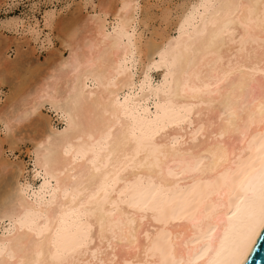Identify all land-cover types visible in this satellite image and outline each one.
<instances>
[{"label":"bare ground","instance_id":"obj_1","mask_svg":"<svg viewBox=\"0 0 264 264\" xmlns=\"http://www.w3.org/2000/svg\"><path fill=\"white\" fill-rule=\"evenodd\" d=\"M164 1L75 2L43 15L45 33L37 20L13 24L32 53V39L44 47L54 36L59 56H44L41 88V62L0 59V86L13 78L0 155L5 142L32 147L28 176L23 161L0 156V264L247 256L264 220V0L154 10ZM86 4L93 13H81Z\"/></svg>","mask_w":264,"mask_h":264},{"label":"rangeland","instance_id":"obj_2","mask_svg":"<svg viewBox=\"0 0 264 264\" xmlns=\"http://www.w3.org/2000/svg\"><path fill=\"white\" fill-rule=\"evenodd\" d=\"M84 1H87V0H0V34H1V36H0L1 40L0 41L2 42V44L3 43H8L9 44V47H7V48L5 47V46H7L6 44L3 45L4 47H2V44L0 45L3 48V51H4L3 52L4 54L0 52L1 53L0 54V59L2 58V59H5L6 61L13 59L12 61H14V60L16 61V59L20 58V60L19 59L17 60V62L18 61L20 62L19 66H21L22 63L24 62V65H22V66H25V67L34 65L35 61H36V63H40L41 62L40 63L41 65L39 64V66L41 68L39 70V74L41 75V70H42V75L43 76L40 77V75H36L35 77H33V80H35V82H38V84H40L39 87L41 88L43 86L42 85L43 83H46L47 80L50 81L49 80L50 77H48V75H47V72L49 73V70L47 69V67H49V63L48 62L47 63L44 62L46 60L48 61V59L47 58L45 59V57L47 56V53L49 55L50 53H53V52H55V55L51 54L52 56H54V57H58L59 56L58 55L59 52L57 54L58 56L56 55V52H57L56 48L59 46L58 45V41L53 36V38H52L53 43L52 44L47 45L46 41H44V43H43L44 47H41L40 44H38L39 39L35 40V41L32 39L30 41V44L31 45H33L34 43L36 44L35 45V50L32 53L30 46L27 45L26 43L24 44L25 39L24 38H19V37H22V36H29V35H27L25 33H21L19 29L15 30V28H12L13 24L18 22V21H22L24 24H27V23H31L32 24V23H34L35 20H37V22L39 24V27L45 33L48 30L47 26H45L43 24L44 23L43 15L46 14V12H48L50 10H53L55 12V16H56L55 18H58V17H60L62 15L68 14L72 10L75 2L83 3ZM91 1H93V0H91ZM94 1H97V0H94ZM176 1H181V0H171V2H176ZM167 3L169 4V2L167 0H165L162 4H159L161 6L155 8L154 10H158L161 7H164ZM170 4L172 5V3H170ZM94 10L95 9H92L89 4H86V7L82 10L81 13L82 14L93 13ZM17 28H19V24H17ZM51 33L53 34V32H51ZM40 39H43V35L42 34L40 36ZM17 43L18 44L19 43L20 44L23 43V44H21V47H19L20 50L18 48H16V44ZM1 47H0V50H2ZM15 48L17 49V53L18 54H19L18 51H22L23 50L22 51L23 53L22 52H20V53H22V55L23 54L24 55L22 56L21 54H19L17 56V53H15ZM50 48H52V49L54 48L56 51H53L54 49L51 50ZM4 49H6V50H4ZM61 51H62L63 56L67 55V50L66 49L65 50H61ZM47 57H49V56H47ZM43 59H44V61H43ZM21 61H22V63H21ZM28 63L31 64V65H28ZM46 64H48V66H46ZM42 66L46 67V68H44V71L42 69L43 68ZM45 70H46V73H44ZM150 73H151V83L153 85H156V83L158 82V79H159V72L155 71L154 69H151ZM44 75L46 76V78H44L45 82H44V80L41 79L42 80L41 81L39 79V78L45 77ZM4 76H5L4 78H5L6 82L2 83L3 85L0 86V106H1L0 109L3 108L2 106L5 104L4 103L5 95L8 93V91H10L9 87L11 86L10 85L11 84V80L13 79L11 77V75L9 76V75L5 74ZM37 76H39L38 79L40 81L36 80ZM8 83H9V85H8ZM29 91H30V93H33L34 90L30 89ZM118 98L122 99V95L120 93L118 95ZM47 106L48 105L42 107V111H43V113H46L47 115H49L50 118H52L53 121H54L55 120V115H54L55 113L51 109H49ZM0 112H1L0 116L2 115V117H3V114H2L3 111L1 110ZM6 114L8 115V112ZM16 127L14 126L12 128V129H14V133H15L16 136H17V134H18V136H19V134H20V136H22L23 133H25V135H27V133H29V131H30L29 130L30 126H27V128H24V126H21V128H20L21 133L19 132V128L17 129ZM2 128H3V126H2V123L0 121V136H2V134H3V132L1 131ZM23 129L25 130V132H24ZM26 129H27V132H26ZM16 131H18V133ZM18 141H19L18 142L19 145H17V147L14 148L13 151H9L8 150V148L6 147V142L4 144H2V148L4 149V153L2 152L1 155L2 156H7L11 160L19 159V160L23 161L25 163V165H26V170H27V171H25L24 174H26L28 176V170L31 168L32 159H31V157H29V153L27 152V148H31L32 149L31 142L28 139H21V140L19 139ZM21 181H22V179H21Z\"/></svg>","mask_w":264,"mask_h":264},{"label":"water","instance_id":"obj_3","mask_svg":"<svg viewBox=\"0 0 264 264\" xmlns=\"http://www.w3.org/2000/svg\"><path fill=\"white\" fill-rule=\"evenodd\" d=\"M241 264H264V228H261Z\"/></svg>","mask_w":264,"mask_h":264},{"label":"snow or ice","instance_id":"obj_4","mask_svg":"<svg viewBox=\"0 0 264 264\" xmlns=\"http://www.w3.org/2000/svg\"><path fill=\"white\" fill-rule=\"evenodd\" d=\"M260 227L264 228V220L261 221Z\"/></svg>","mask_w":264,"mask_h":264}]
</instances>
